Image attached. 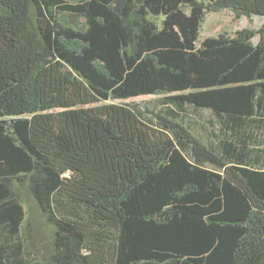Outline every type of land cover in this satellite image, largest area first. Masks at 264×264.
Instances as JSON below:
<instances>
[{
    "label": "trees",
    "instance_id": "obj_1",
    "mask_svg": "<svg viewBox=\"0 0 264 264\" xmlns=\"http://www.w3.org/2000/svg\"><path fill=\"white\" fill-rule=\"evenodd\" d=\"M222 10L264 0H0V264H264V22L197 45Z\"/></svg>",
    "mask_w": 264,
    "mask_h": 264
},
{
    "label": "rangeland",
    "instance_id": "obj_2",
    "mask_svg": "<svg viewBox=\"0 0 264 264\" xmlns=\"http://www.w3.org/2000/svg\"><path fill=\"white\" fill-rule=\"evenodd\" d=\"M263 22H264V17L262 16H256V15L245 16L242 14H237V12L233 10H222L216 13H208L207 15H205L204 20L200 24L199 38L196 44L199 45L200 42L205 38L217 37L219 34L232 36L236 31L242 29L258 30ZM256 41H257V37L253 39L254 43ZM109 103L134 104L135 106H138L141 110H144L145 112L147 110L153 111L161 108L159 96H142L127 100H112ZM203 115L205 116V113ZM204 133L206 132L204 131ZM34 213L35 211L33 210L31 213L32 218H34L37 222H39L40 221L39 218L34 217ZM41 234H39L38 237H40Z\"/></svg>",
    "mask_w": 264,
    "mask_h": 264
},
{
    "label": "water",
    "instance_id": "obj_3",
    "mask_svg": "<svg viewBox=\"0 0 264 264\" xmlns=\"http://www.w3.org/2000/svg\"><path fill=\"white\" fill-rule=\"evenodd\" d=\"M119 7H120V5L117 7L116 11H118Z\"/></svg>",
    "mask_w": 264,
    "mask_h": 264
}]
</instances>
